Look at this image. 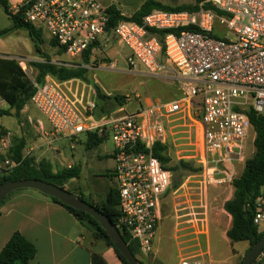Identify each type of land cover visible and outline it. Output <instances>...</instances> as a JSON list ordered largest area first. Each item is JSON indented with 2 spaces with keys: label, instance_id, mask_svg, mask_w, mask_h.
I'll use <instances>...</instances> for the list:
<instances>
[{
  "label": "built area",
  "instance_id": "2783aa9c",
  "mask_svg": "<svg viewBox=\"0 0 264 264\" xmlns=\"http://www.w3.org/2000/svg\"><path fill=\"white\" fill-rule=\"evenodd\" d=\"M207 3L214 10L156 11L142 24L121 21L112 29L117 42L131 52L129 72L164 73L180 86L181 96L174 101L151 100L134 113L97 117V102L90 94L77 99L66 82L52 77L43 84L33 81L31 102L51 125V141L83 134L112 139L120 195L116 227L145 257L154 253L161 203L173 178L154 156L155 146L170 149L172 143L178 148L177 142L185 141L183 158L200 168L202 192L231 188L241 176L239 167L246 163L252 130L248 113L264 115V0ZM21 9L27 23L46 30L72 58L82 60L108 35V8L99 0H24L13 12ZM13 147V132L0 122V183L22 163L13 160ZM253 211L254 224L264 229V187ZM257 261H264V248Z\"/></svg>",
  "mask_w": 264,
  "mask_h": 264
},
{
  "label": "rangeland",
  "instance_id": "374dc122",
  "mask_svg": "<svg viewBox=\"0 0 264 264\" xmlns=\"http://www.w3.org/2000/svg\"><path fill=\"white\" fill-rule=\"evenodd\" d=\"M115 1L124 12L125 17L132 16L140 3V0ZM156 1L174 8L182 6L203 7L207 4V0ZM229 38L232 39L231 36ZM43 54L38 55L41 62L47 57L51 61L55 60L53 63L58 65L88 69L87 79L79 80L80 86L86 89V93L87 95L90 94L91 99L99 103L102 114L115 112L120 108H124L125 113L135 112L138 108L137 103L144 102L148 97V90L154 82L171 81L164 77V73L159 76L129 73L130 66L127 58L131 52L126 46H120L112 34H108L99 43L88 65H85L79 58L66 55L61 50L51 51L45 45L43 46ZM20 63L28 79L31 82L36 81L37 71L32 65L35 62L22 59ZM163 65L168 68V73H170V66L164 61ZM136 95H139V99H136ZM117 97L120 98L119 101L116 99ZM171 99L173 97L161 100L170 101ZM2 121L6 126L13 129L18 136H24L25 139L37 135L36 130L39 121L46 125L49 134L52 131L51 125L44 115L31 101L21 117L5 116ZM42 133L40 131L36 138L42 136ZM49 138L52 140L50 136ZM77 138L70 139L71 142L64 138L56 140L52 145L51 155H54V149H59L57 153L66 158V164L76 162L71 166L79 168L81 171L80 179L74 181L73 184L68 182L65 189L77 196L80 194L75 191L80 190L86 201L99 204L106 198L111 187H118L117 179L113 173L115 168V161L112 158L114 144L111 138H104L99 147L89 149L86 147V134H83L79 139L82 146L75 143ZM254 139L255 132L252 129L246 146V161L253 158L255 154ZM22 140L17 139L16 143ZM72 144H75L77 148L74 149ZM169 145L170 149L167 156L170 157L171 162L168 167L173 169V178L168 195L178 191L176 201L172 204L169 202L161 204V224L155 241L154 253L148 257L139 254L138 259L144 264H180L184 260H188L191 264H204V262L206 264H242L247 255L243 252L245 244L236 243L232 245L230 243L227 232L231 228V222L224 210V205L231 197L234 187L212 188L204 194L200 189V168L196 162L183 158L187 155L183 152L188 149L184 146L185 141L177 142L178 148L172 146V143ZM72 153L75 154V158L72 157ZM182 162H186L190 167H184ZM54 166L56 172L68 168L59 165L58 162H54ZM244 168L245 164L239 167L240 174L243 173ZM173 228L174 230L176 228L178 233L179 246L174 239ZM87 236L90 244L100 241L89 229H87ZM210 248L211 254L209 255ZM239 253L240 255H238ZM181 255H183L182 261Z\"/></svg>",
  "mask_w": 264,
  "mask_h": 264
},
{
  "label": "trees",
  "instance_id": "16d2710c",
  "mask_svg": "<svg viewBox=\"0 0 264 264\" xmlns=\"http://www.w3.org/2000/svg\"><path fill=\"white\" fill-rule=\"evenodd\" d=\"M0 6L12 21V27L0 32V38L8 36L17 30H26L31 38L35 52L38 55L43 54V46L45 45L43 39L42 28L27 23L24 18V9H21L18 13H14L8 0H0ZM206 10H214L212 4L207 3L203 6ZM199 6H182V7H169L157 2L156 0H145V3L141 8L130 17H125L123 13L115 6L108 8V15L110 23L108 26V34H112V29L118 25L121 21H127L130 23L142 24L143 20L149 14L156 11L167 12H182V11H197ZM157 34L158 32L153 31ZM161 37L164 33H158ZM214 37H218L214 34ZM52 45L58 47L53 40ZM99 45L91 46L90 49L83 55L82 61L85 65H88L92 51ZM65 53L63 50H61ZM37 71L36 82L43 84L47 77H52L58 82H67L73 79L86 80L88 69L85 67L71 68L65 65H58L51 61L50 58H45L44 62L32 64ZM35 94V88L33 82H31L26 72L23 70L19 61L0 57V98L8 105V110H0V117L12 116L21 117L22 111L26 108L32 97ZM118 101L120 98H116ZM14 111V113H12ZM100 106L97 103L96 116L101 117L106 114L100 113ZM252 129L255 132L254 147L255 154L253 158H250L245 163V168L241 176L235 180L233 197L227 201L224 205V210L232 217V225L227 232V238L232 245L236 243H248V251L262 238L264 230L256 226L253 222L254 211H250V208L255 206L257 199L260 197L262 189L264 187V115L258 114L255 110H251L248 113ZM87 144L89 149L99 147L105 137H99L98 134H86ZM25 148L24 142L20 141L14 144L12 149L13 160L19 162L21 165L9 176L4 177L2 182H12L21 180H40L54 184L61 188H66V184L74 179H80L81 171L79 168L71 167L64 168L55 172L54 166L47 160H42L36 163L34 159L29 156H24L23 151ZM168 147L157 144L154 148V156L159 159L162 164L168 167L171 162L168 154ZM182 165L189 168L190 165L186 162H182ZM169 168V167H168ZM172 172L173 169L169 168ZM72 193L70 190H68ZM13 195L10 194L3 201L0 202V207ZM80 198L85 200V197L80 194ZM55 203L63 206L69 213H71L86 229L94 232L97 240L103 241L108 246L112 247L122 264H128L126 259L119 253L114 247L112 241L104 231L100 224L89 214L76 210L63 204L61 201L49 197ZM86 201V200H85ZM94 205L98 210L103 212L116 226L120 217V195L118 188L111 187L106 195V198L99 204L86 201ZM127 242L132 253L138 258L140 251L136 243H130L128 238L123 236ZM37 249L29 242L21 233L15 232L6 244L2 252L0 253V264H30V261L35 258ZM256 261L253 263L255 264ZM92 264H106V261L97 254L93 255ZM144 264V263H142Z\"/></svg>",
  "mask_w": 264,
  "mask_h": 264
},
{
  "label": "crops",
  "instance_id": "0c3cea01",
  "mask_svg": "<svg viewBox=\"0 0 264 264\" xmlns=\"http://www.w3.org/2000/svg\"><path fill=\"white\" fill-rule=\"evenodd\" d=\"M23 1L24 0H8L12 9L20 6ZM99 1L107 8L115 6L124 14L115 0ZM139 2L140 3L135 12L141 8L145 0H140ZM11 27V19L0 6V32ZM43 39L45 46H48L49 50L54 52L60 50L58 47L52 46L53 39L46 32V30H43ZM104 39L105 37L102 38L100 42ZM0 57L14 59L19 62L22 59L35 63L41 62V59L35 52L34 44L29 37L28 32L21 29L8 36L0 38ZM54 61L55 60H52V62ZM134 75L152 76L142 69L140 73ZM65 84L67 87H70L69 90L71 95L75 98L80 99L82 96L87 97L86 89L80 86L79 80L73 79ZM180 96L181 92L179 84L173 83L172 81H156L150 86L148 90V97L144 100V102L137 103L138 108L136 111L140 109V107L148 105L151 100L156 102H169L162 101L161 99L173 97L170 101H174ZM136 99H139V95H136ZM8 109V105L3 100H0V110ZM24 112L25 109L22 111L21 116ZM12 113H14V111H12ZM111 113L123 115L125 114V111L124 108H120ZM2 118L0 120L2 127L10 130L14 134V144L17 139H23L22 142L25 144L23 154L25 157L29 156L34 159L36 163H39L42 160H47L51 162L53 166L54 162H58L59 165H63L65 167L67 166L68 168L73 167L71 165L76 163L70 162L66 164V158L57 153L59 149H54V155H51L52 145L55 141L53 142L50 140V134L47 131L46 125L42 121H39L36 130L37 135L40 131H42V136L36 138V135L34 137H30L29 139H25L24 136H18L13 129L6 126L3 123ZM78 137L79 138L75 140V143L80 142L79 139L82 135ZM69 141L71 142L70 139ZM80 145L82 146V144ZM72 146L74 149L77 148L75 144H72ZM72 157L75 158L74 153H72ZM74 181H76V179L70 181L69 183L73 184ZM75 192L82 194L80 190H76ZM168 193L169 192H167L163 198L162 203H175L178 191H174L169 195ZM233 194L234 191H232L231 197L227 201L233 197ZM228 216L232 225V217L229 214ZM15 232L21 233L29 242L34 244L37 249V254L35 258L30 261V264H92L94 254L100 255L106 261V264H122L112 247L106 245L102 241L90 244L88 241L87 229L81 225V223L63 206L55 203L51 200V198H49V196H46L36 190L26 189L16 191L0 207V253ZM173 232L175 235L174 239L177 241L176 244L179 246L176 228L175 230L173 228ZM241 244H245L243 252L246 253L249 248V244L245 242H242ZM208 254H211V248L208 251ZM238 255H240V253ZM180 257L182 261L183 255ZM204 264H206V262H204ZM255 264H264V261H257Z\"/></svg>",
  "mask_w": 264,
  "mask_h": 264
},
{
  "label": "water",
  "instance_id": "95a60500",
  "mask_svg": "<svg viewBox=\"0 0 264 264\" xmlns=\"http://www.w3.org/2000/svg\"><path fill=\"white\" fill-rule=\"evenodd\" d=\"M32 189L40 193L55 198L63 204L72 207L76 210L83 211L92 216L106 231L114 247L126 259L128 264H142V262L132 253L126 241L118 231L114 223L94 205L86 202L79 196L70 193L65 188L58 187L54 184L40 180H21L6 182L0 185V202L10 194L20 191ZM253 211V208H250ZM264 248V234L262 238L248 251L242 264H253Z\"/></svg>",
  "mask_w": 264,
  "mask_h": 264
}]
</instances>
